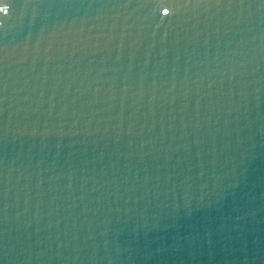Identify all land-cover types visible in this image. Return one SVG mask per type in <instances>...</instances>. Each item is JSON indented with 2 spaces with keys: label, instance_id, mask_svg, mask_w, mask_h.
Masks as SVG:
<instances>
[{
  "label": "water",
  "instance_id": "95a60500",
  "mask_svg": "<svg viewBox=\"0 0 264 264\" xmlns=\"http://www.w3.org/2000/svg\"><path fill=\"white\" fill-rule=\"evenodd\" d=\"M0 264H264V0H0Z\"/></svg>",
  "mask_w": 264,
  "mask_h": 264
}]
</instances>
